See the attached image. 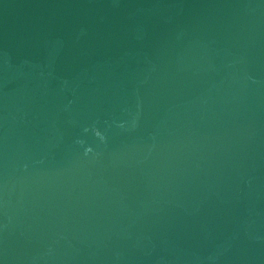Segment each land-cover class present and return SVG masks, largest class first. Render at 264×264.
I'll list each match as a JSON object with an SVG mask.
<instances>
[{
	"label": "water",
	"instance_id": "95a60500",
	"mask_svg": "<svg viewBox=\"0 0 264 264\" xmlns=\"http://www.w3.org/2000/svg\"><path fill=\"white\" fill-rule=\"evenodd\" d=\"M0 264H264V0H0Z\"/></svg>",
	"mask_w": 264,
	"mask_h": 264
}]
</instances>
